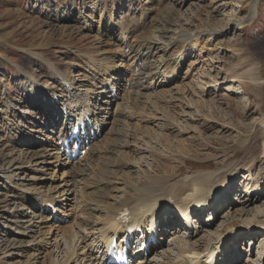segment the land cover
<instances>
[{
  "label": "rangeland",
  "instance_id": "rangeland-1",
  "mask_svg": "<svg viewBox=\"0 0 264 264\" xmlns=\"http://www.w3.org/2000/svg\"><path fill=\"white\" fill-rule=\"evenodd\" d=\"M104 1L109 6L112 2ZM116 1L118 5L122 4L120 0ZM182 1L126 0L124 6L126 9L116 7L113 10L117 20L129 16L134 19L132 24L145 21L147 28L141 31V35L134 34L135 38L144 39L148 35L146 33L160 27L170 30L172 35L175 31L178 34L181 30L191 33L190 40L183 43L184 46L180 44L175 48H166L165 43L154 46V56L151 57L154 67L151 71L155 76L142 79L144 85L152 84L153 90L145 92L143 104L129 111L124 109V115L119 116L121 125L119 124L118 129L123 131L125 137L117 154L112 157L114 165L119 163L121 156L125 162H122L124 166L121 168L116 169L113 166L109 171H113L111 176L116 178L117 182L108 187L105 194L109 199L105 201V205L113 210H118L125 198L133 192L131 189L134 187L128 186V183L142 184L148 180V176L172 177L174 179L172 186H176L180 181L188 180L197 173L217 172L216 175L219 177L215 175L214 178L222 182L227 179L230 172L251 165L254 176L248 178L253 180L250 181V186L262 185L264 188V159L259 158L261 156L259 148L264 143V129L260 126L264 119V0H185L184 3ZM73 3H79L77 6L79 17L81 19L82 16H86L87 20L89 19L88 27L91 26L92 30L82 31V26H86V22L74 21L76 14L73 15L71 12ZM99 4L101 2L98 0H0V131L5 132L7 136L9 130L4 131L3 125L8 120L15 122L11 109H7L8 105H13L17 107L16 120L24 123V116L29 120L34 116V119L40 120L36 131L42 132L41 135L30 132L32 128L28 123L26 127L30 130L25 131L29 133L26 135L27 141L24 146L19 144L18 149L29 147L27 149L31 151L50 153L45 150L47 144L45 146L43 140L50 129L57 132L60 127V121L57 120V124L49 128L38 116L36 108L26 99L27 92L23 85L26 75L20 68L25 70L33 68L32 74L35 75L33 81L39 79L41 87H44L52 83L53 74L48 72V65L45 62L48 60L57 63V67L67 77H74L79 86L85 85L84 87L91 89V85L96 84L93 77L99 70L97 65L95 67L91 64L92 58L97 60L96 64L99 61L110 67L121 64L117 57L115 59L111 54L118 50L116 55H121V48L116 42L120 30L116 29L111 39L99 35V21L112 13L107 14L110 12L107 10L103 15ZM46 7L51 10V15L44 16L40 13L42 12L40 10ZM143 8L149 13L142 17ZM92 20H95V23L92 24ZM149 34H153V31ZM171 34L169 33L167 38L171 37ZM193 40L199 42V45L196 46ZM106 43L112 45L107 46ZM195 47L197 49L193 53ZM130 52L129 49L124 51L126 56ZM180 52L187 58L182 60ZM170 57L174 59L172 66L181 61L176 76L171 81L167 77L164 79L166 73L170 72L165 66L166 59ZM130 63L121 65L122 71L126 73L125 78L131 76ZM256 67L258 69L254 72L253 69ZM162 79L164 83H160ZM254 79L262 81L263 84L253 83ZM129 86V83L126 84L125 92L120 95L122 97L120 102L124 103V108L128 106L126 105L129 104L128 100L138 99L137 94L128 90ZM163 92L168 94L164 95ZM245 99L251 102L248 106L242 105ZM8 101L11 104H8ZM26 110L31 113L25 115ZM19 127L21 128V125ZM34 136H39V139H33ZM114 138L115 133L101 137L99 145L103 146L99 152L110 151V142ZM6 141L0 143V147L2 144L5 146ZM59 163L60 160L54 161L41 173L33 171L25 174L27 179L23 182L20 180L25 175L14 170L12 174L16 175L15 181L9 184L6 180L0 179V207H3L0 211L4 209L13 213L10 218L12 223L5 222L9 219L7 215L1 218L2 224L6 223V227H0V264H6L7 255L13 253V249L6 241L10 243L13 241V232L25 233L28 229L27 220L37 227L34 234L38 238L36 243L40 242L39 245L42 244L43 247L38 248L39 252L30 249L29 244L25 242L30 241L29 238L23 242V249L17 251L19 256L15 255L9 260V264H27L28 251L32 256L41 253L39 258L49 260L51 264L102 263L103 259L101 260L97 252H100L99 238L105 221L100 222L97 219L103 217V211L94 213V222L86 226V221L81 220L85 216L81 206L85 197L87 198V192L100 183L104 176L94 171L87 175L85 183H73L75 185L68 189L67 195L65 192L61 194L62 190L57 193V185L50 179L56 170L59 171L56 182L66 172L69 173L68 180L77 175L76 170L65 169V166H58ZM93 163L97 164V161ZM32 178L36 182L31 181ZM80 178L78 176V179ZM112 180L109 178L108 182ZM84 184L88 186L83 188ZM240 184L235 186L234 183L232 186L230 194L233 197L228 205L230 210H227L226 206L227 209H218L216 212L212 210L215 208L208 207L198 215L197 221L201 226L194 231L197 235L193 240L187 237L188 231L184 229L178 235L179 241L176 235L170 232L171 234L163 237L166 242L159 249L150 252L152 259L162 264L163 255L166 253L169 254L166 264L170 262L168 259L172 260V264H177L180 260L184 263V257L178 258L180 252L187 251L186 256L195 258L200 254L204 255L202 252L208 245L209 248L213 247L218 242V236H226V233L234 228L236 239L231 241L233 234L227 235V239L230 238L229 248L225 251H222V247L219 249L222 251L218 254L219 263L225 261V254L230 250L231 253L234 252L230 264H264V213L251 216V212H243L234 218H228L227 215L230 212L235 216L241 208L256 210L264 204V190L256 196H248L244 200L241 198L239 200L241 204H236L242 193ZM26 190L32 194L35 190L34 195L44 193L46 199L50 193L60 195L61 199H64V204L58 205V214H69L68 218L65 217L67 222L57 225L58 223L51 221L54 216L50 217L44 213L45 216L39 218L41 214L34 212L27 202L28 199L13 197L12 200V196H20V193ZM193 193L188 191L186 197ZM68 196L71 200L66 202ZM101 197L104 199V195ZM75 198H78V201H75ZM174 200L173 204L177 203V200ZM213 202L215 203L214 200ZM145 210L146 207L139 211L138 215L141 216ZM211 212L215 220L211 219L210 223L205 224ZM25 213L28 214L26 219L23 218ZM50 226L52 232L49 235L47 232ZM241 226H248L250 229L241 235ZM43 232L46 233L42 237L40 233ZM195 242H199L200 245ZM198 246L200 254L198 251L194 252L198 250ZM190 253L196 255L192 256ZM229 254L228 251L227 255Z\"/></svg>",
  "mask_w": 264,
  "mask_h": 264
},
{
  "label": "bare ground",
  "instance_id": "bare-ground-1",
  "mask_svg": "<svg viewBox=\"0 0 264 264\" xmlns=\"http://www.w3.org/2000/svg\"><path fill=\"white\" fill-rule=\"evenodd\" d=\"M98 1L101 2V4H99V9H101L100 11L102 14L107 12V10L110 11L109 13L107 12V14H110L112 12L111 15H108L107 17H104L99 21V25H98L99 26V29H98L99 35L101 37H105V38L107 37V38L111 39L114 35V31L116 29L120 30V33L118 36L119 39L116 42H118V45L121 48V55H116V53L119 52L118 50H117V52L111 53L112 56L115 57V59L117 57V61H119V63H121L120 65L118 64L117 67H110L106 63L103 64L101 62L102 63L101 64L99 61L96 64L97 60L92 58L90 61L91 64H93L95 67L97 65V68L99 70H97L98 71L97 75L94 76V80H95L96 84L93 85L94 84L93 83L92 84L93 87H91V89L88 87H84L85 85L79 86L76 83L77 81H75L74 77H71V76L67 77L66 74L62 73L60 71V68L57 67V63L50 62L48 60H45V62L47 63L46 65H48V72L53 74L51 77L52 84L46 85L44 87H41V85H40L41 82L39 79L33 81V79L35 78V75L32 74L33 68H30L29 70H25V69L20 68V67L19 68L21 69V71L23 70V72L26 75L25 80H24V84H23L25 86L26 92H27V95H26L27 98L26 99L28 101H30L32 106H34L36 108V111L38 112V116H40L44 122L45 121L48 122L49 128H52V124L54 122H56V120H54V118L56 116L57 117H63L62 109L64 106H67L68 109H70V115L71 116H75L77 113H80V112L90 113L91 117H89V119L91 121H93L95 124L102 127V129L104 130L103 136L105 134H108V136H109L112 133H115V138L112 139L110 142V146H111L109 148L110 151L103 152V153L99 152L101 150V147L103 146V145H101V146L99 145V144H101L100 143L101 140L99 139L100 141L95 140L91 143V145L89 147L88 155L86 157H84L83 159H79V160L77 159L76 162L72 161L71 163L69 161L65 160L63 158L61 151L59 150V145H58L59 138L62 135L69 134V132L66 133V129H67L66 127L71 124V121H65V120L63 122V127H61V129L58 133V139L57 140H55V138L51 137V135L45 136V138L48 141L43 140L44 145L47 144V148H45V150H48L50 153L46 152V154H45L42 151H40V152L31 151V150L27 149L29 147H25L26 149L20 150V149H18L17 146L19 144L23 145L27 141L26 135H29V133L27 134L25 132L26 130H30L26 127V125H28V123L31 124V128H32V130H30V132L38 133V135L42 134V132L36 131L37 125L40 123V120L34 119V116L32 117V119L29 120V119H27V116H24V123L20 122L19 120H16L17 115H16L15 111L17 110V107H15L13 105H8L7 109L8 108L11 109V113L13 114V119L15 120V122L13 120H8L3 125V128H5L4 131L9 130L7 133V136H6L5 132L0 131V143H3L7 140L6 141L7 144H5V146H3L4 144H2L0 147V164H3V166L2 165L0 166V179L6 180V182H8L10 184L12 181H15L14 176H16V175L12 174L14 171H20L19 174H22V175H25V174L28 175L29 172H33V171L36 173L37 172L41 173V172H44L43 170L45 167L53 164L54 161H56V160H60V163L58 166H61V167L65 166V169L73 168L74 170H76L75 172L77 174L76 177H74V178L72 177L71 180H68L67 178L69 177V173L66 172L62 175V177L59 180H57L58 182H56V177H58V173H59V171L56 170V172H54V174L52 175V178H50V179H52L51 181H54L53 184L57 185L56 192L59 193L62 190V192H60V193L62 194L65 192V194L67 195L69 192L68 189L72 185H75L73 183H75V182L79 183V184L85 183L86 180H84V179L87 177V175L92 174L94 171H98L99 175L104 176V177H102V180L100 181V183H97V185H95L92 188V190L87 192V198L85 197V200L83 201V204L81 206V210L84 212L85 216H83V218H81V220L86 221V226H88L90 223L94 222V220H95L94 219V213L103 211V217L97 219V220H100V222L105 221L104 227H103L104 229L102 232L100 231L101 232V235H100L101 238H99V239H101V242H99L100 243V248H99L100 252H97V253H98V255L101 256V260L103 259L101 264H105V262L107 261V257H108L105 245L111 244L115 234L120 231L119 227L127 226V222L117 221L119 215L126 209H128V210L124 211V213L130 212L132 217L135 218L141 224L148 223L149 219L151 217H153V218L158 217V220L161 221V223H163L161 225L163 228L164 225H166V227H168L170 221L168 223V221L162 220L163 215H161V213L163 214L164 211H171L172 209H174V207H176L178 205H180L179 206L180 211H179V215H177V218H178V220L181 219L182 220L181 222H183V219H186V216H188L189 211L192 212V210L189 209L190 205H193L194 207L201 206L203 208L210 207L209 209L215 208L214 210L216 212L218 211V209H220V210L225 209L226 206L229 205L231 197H233V196H231L230 193L232 192V189H233L232 186L234 185V183H235V186L238 183L239 184L241 183L240 185H241V190H242V193L240 194V197L237 199L238 202H236V204H241L239 202V200L241 198L244 200L248 196H256L257 194H260L264 190V188L262 187V185L250 186V184H251L250 181H253V180L252 179L248 180V178H251L254 176L253 175L254 171H253V168L251 167V165H247L246 167H241L242 169H240V170H234V171L230 172V174H228L227 179H225L222 182L218 181V178L215 179L216 177H219L216 175L217 172H214V173H212V172L197 173L188 180L180 181L176 186H172V183L174 180L172 177H169L166 175L148 176V180L142 184L137 185L134 183L133 184L128 183V186H130L132 188L134 187L133 189H131L133 192H131L130 195L125 198V200L121 203L118 210H113L110 206L105 205L106 204L105 201L109 200L105 195L107 193L108 187H110L111 185H114L117 182V179L114 178L113 176H111V173L113 171L112 172H109V171L111 170V168H113V166H115L116 169H119L122 166H124L123 165L124 163H122L124 161L122 156L119 157V159H120L119 163H117L115 165L113 163L114 158L112 157L113 155L117 154L119 148L122 146V144H121L122 139L125 137L123 131L118 129L119 124H120L119 116L124 115L123 111H125V110L129 111V110H131V108H133L139 104H143L142 99L145 96V92L149 91V90H153L154 86L152 84H151L152 87H150L151 85L150 86L144 85L143 84L144 81L142 79H144L145 77H154L155 76V74L152 73V71H151L152 68L154 67L153 63H152L154 61H152V59H151V57L153 58V56H154L153 55V53L155 51L154 46L157 47V46H159V44L162 45L163 43H165L166 48H172V47L175 48V46H178V45L183 44V43L185 44L187 41H189L190 37H191V33H188L187 31L185 32V30H181V32H179V33L177 32L178 34H176V31H175V34L172 35L171 34L172 32L170 30H167L166 28L160 27V28H157L155 31L150 30L148 33H146L148 35L144 39L135 38V36H133L134 34H140L141 31H143L147 28L145 21L142 20L143 22L140 21L141 23H139V21H138V22L132 24V22H134L133 21L134 19L130 18L129 16H128V18L122 17V18H119V20H117V18L115 17V14H113V10L116 7L120 8L122 10L127 8V7L124 8L126 0H120V2H122L121 5H118L117 4L118 2L116 0H112V2L110 3V6L104 0H98ZM131 1L132 0H129V2H131ZM184 1L185 0H183L182 3H184ZM72 5L73 6L71 9V12L73 13V15L76 14V18L74 21L80 22L81 20H84V23L86 22V26L85 25L82 26L83 27L82 31L83 30H92L91 26L88 27L89 19L87 20L86 16H82L81 19L79 17L80 12H79V8H77L79 3L78 4L73 3ZM80 10H81V8H80ZM40 11H42L40 13L44 16L51 15V10L48 7L42 8ZM146 13H149L148 10L143 8L142 17ZM146 16H147V14H146ZM93 23H95V20H92V24ZM105 23H107L108 26L105 25ZM130 24H132V25H130ZM107 27H108V29H106ZM102 28H103V30H102ZM152 31H153V34H149ZM169 33L171 34V37L167 38V35ZM193 42L196 43L195 44L196 46L199 45V42H196V40H193ZM106 44H107V46L112 45L111 43H110V45L108 43H106ZM184 44H183V46H184ZM129 45L131 46V49H130L131 52L129 53V55L126 56L123 51L126 48H128ZM196 49L197 48L195 47V49L193 50V53H194V51H196ZM159 50L161 51L162 49H159ZM179 54L182 57V60L187 58V56L184 55L183 52L182 53L180 52ZM195 54H196V52H195ZM161 58H163V57H161ZM175 59H177V58L175 57ZM166 60H167L166 65H165L166 70H169L170 72L166 73L167 76H164V79H165V77H167V79L169 81H171V80H174L176 73L178 71L177 69L179 68V64L181 63V61H179L177 65H175V66L173 65L174 66L173 67L172 62L174 59L170 57L169 59H166ZM129 62H131L130 63V65H131L130 71H132V73H131L130 78H125L126 73L124 71H122L121 65L124 63L128 64ZM157 64H158V62H157ZM158 66H160V65H158ZM51 67H52V69H51ZM161 68H163V67H161ZM257 69H258V67L254 68L253 69L254 72ZM99 72H104V75L99 74ZM102 77H104V78H102ZM109 78H112L113 81H116V83L113 84L112 82H109V80H108ZM164 79H162L160 81V83L161 82L164 83ZM150 80H152V79H150ZM253 81H254L253 83H255L257 85L263 84V82L260 80L254 79ZM127 83H130L129 87L132 90L131 92L137 94L138 99L136 101L134 100V98H132L131 100H128L129 104L125 103L128 106L124 108L123 107L124 103L119 102L118 99L120 98V100H122L121 99L122 97H120V95L124 93V89L122 87L124 85H126ZM108 85H110V87H112L114 89H116V87L119 88L118 91L120 90V93L117 91V96H118L117 99L112 97L111 91H109ZM156 89H157V87H156ZM166 93L168 94V92H163L164 95ZM156 97H158V96H156ZM123 100L125 101V99H123ZM125 102H127V100ZM9 103H10V101H8V104ZM250 103L251 102L249 101V99H245L244 103L243 104L241 103V104L243 106H248ZM30 113L31 112L29 110L24 111L25 115H28ZM20 123H22V124H20ZM19 124L21 125V128L19 127L20 126ZM65 124H66V127H65ZM260 126H261V128L264 129V119L260 122ZM52 130L49 131L48 134L54 133V132H52ZM137 130H139V129H137ZM28 138H30V137L28 136ZM32 138L37 140V139H39V136L38 137L34 136ZM29 140H28V142H29ZM9 142H10L11 146H10ZM32 146H34V145H32ZM259 149L261 152V156L259 158L264 159V143H263V146L260 147ZM95 160L97 161V164L93 163V161H95ZM31 161H32V164H30ZM26 164H27V166H26ZM250 164H252V163H250ZM41 166H43V168ZM40 168H41V170H40ZM27 175H25V177L21 178L20 181H22V182L26 181ZM215 175H216V177L214 178ZM78 176L81 178L78 179ZM114 176H115V174H114ZM109 178H111L113 180L108 182ZM31 181H35V180L32 178ZM55 182H56V184H55ZM248 182H250V183H248ZM87 186H88V184H84L83 188H86ZM188 191H192L194 193L191 194L189 197H186ZM19 192H21V191H19ZM33 192L35 193V190H33ZM49 192H51V190ZM34 193L33 194L28 193V190H26L25 192H21L20 196L19 195L12 196V200L14 198L17 199L20 197H22L25 200L28 199L27 202L29 203L30 207L34 210V212L36 214L39 213V215L41 214L39 216V218H42L43 216H45L44 214H49L50 217L54 216V218L53 219L51 218L52 220L51 219H47V220L54 221V219L56 217H55L54 213L51 211V209L47 206L49 203L51 205H60V204L63 205L64 199H61L60 195L56 196V193L48 194L49 195L48 199H46L44 197V193H41L40 195H39V193L34 195ZM101 195H104V199H102ZM172 199H176L177 203H174V205H171ZM70 200H71V198H69V196H68V198H66V202L70 201ZM199 200H200V202L198 203ZM213 200L215 201V203L213 202ZM75 201H78V198H75ZM173 201H175V200H173ZM173 201H172V203H173ZM4 202L9 203V201H4ZM7 206H9V205H7ZM145 207H146V210L141 214V216H139L138 212L144 210ZM0 208H3V207H0ZM227 208H226L227 210H230L229 206ZM257 209H259V210H257ZM257 209L256 210L255 209L254 210H247V209L241 208V211L236 212L235 216L232 215L233 213H230V212H228L227 215H228V218L229 217L234 218V217L240 216L243 212H246V213L251 212L250 213L251 216H256V214L259 215V214L264 213V204L262 206L258 207ZM87 210H89L88 213H87ZM203 211L204 210H202L201 212H203ZM2 214H4V215H2ZM5 215H7L9 217V219H6L7 221H5L8 224V222L12 223V220H10V218L13 216V213H11L7 210H4V209L2 211H0V227H3V228L6 227V223L2 224L1 218L3 219ZM197 215H198V213H197ZM212 215H213V213L211 212L210 215L207 216L208 220L205 222V224L210 223L211 219L215 220V217L212 218ZM65 216L68 217L69 214H66ZM27 217H28V214L27 215H26V213L23 214L24 219H26ZM196 217L197 216H195V218ZM200 218H202V217H200ZM26 224H28L27 225L28 229L25 233L13 232L14 233L13 241L11 243L9 241H6L7 242L6 244H9V246L13 249V253L11 255H7V257H6L8 259V262L7 261L5 262L6 264H9V260H11L15 255L19 256L17 251L20 249H23L22 248L23 242L29 238L31 240L25 241V242H27L29 244L30 249H33L36 252H39V249L43 247L42 244H41V246L39 245L40 242L36 243L38 238L34 234L36 233L35 229L37 227L30 224L29 220H27ZM196 224H197V222H196ZM179 226H181V225H179ZM179 226L177 229H175V231L174 230L170 231V232L177 233L176 234L177 241L180 240V238H178L179 237L178 235L181 233V230H183V228L181 229ZM200 226L201 225H198L199 228H200ZM49 228H50V229H48L49 232H47V233H49V235H50L52 232L51 226ZM240 229H241L240 234L242 235L243 233L248 232V230L250 228H248V226H241ZM185 230H187V229L185 228ZM160 231L162 233H165L162 230H160ZM234 231H235V229L232 228L226 233V236H220V237L218 236V242L215 243L213 247L209 248V245H208L206 247V249L203 250L202 253L204 255L200 254V252H199L200 246H198V250H195L194 252L196 253V251H198L200 255L196 256V258H195V256H193V255H196L195 253L193 255L190 253L193 257H188L190 255L186 256L187 251H186V253L183 251L180 252L181 254L179 253L180 256L178 258L181 259V256L184 257L185 261L183 264H210V263L211 264H230L231 258H233V257H231V255H233L234 252L231 253L230 250H227V254H228V251L230 252V254L229 255L225 254V257L227 259L226 260L224 259L225 261L224 262L221 261V263H219L220 259L218 257V254H221L222 251H225L228 248V245L230 243V241H229L230 238L228 240L227 235H229V233L233 234V236H232L233 238H231V241L234 238L236 239V236H234V235H236V234H234L235 233ZM170 232H167L165 235L168 236L169 234H171ZM45 233L46 232H43L40 234L43 237ZM196 235H197L196 232L194 233V232L188 231V233H187V237L190 238L191 240H193V238L196 237ZM164 236H162L161 242L164 241V239H163ZM184 237H186V234ZM196 243H198L200 245L199 242H195V244ZM221 247H222V251H219V249ZM141 251H142V248H140L137 253H139ZM151 251H152V249L150 250V252ZM28 252L29 253L26 256V258L28 259L27 264H38V263H40V264H51L52 263V262L50 263L49 260H44V258H39L41 253L38 255L32 256V255H29L30 251H28ZM150 252L148 253L147 257L144 255V257L140 261V264H159L152 259ZM168 255L166 253H164V255H163L164 261L162 260V262H161L162 264L168 263V261H166ZM168 260L170 261L169 264H172V260L171 259H168Z\"/></svg>",
  "mask_w": 264,
  "mask_h": 264
}]
</instances>
